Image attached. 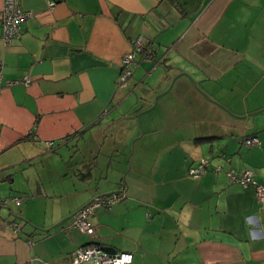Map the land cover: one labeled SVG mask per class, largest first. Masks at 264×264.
Listing matches in <instances>:
<instances>
[{"label": "crops", "instance_id": "crops-1", "mask_svg": "<svg viewBox=\"0 0 264 264\" xmlns=\"http://www.w3.org/2000/svg\"><path fill=\"white\" fill-rule=\"evenodd\" d=\"M20 5L32 13L20 34L5 45L0 29L3 85L27 79L0 91V197L20 201L0 208V264H74L90 242L130 264H264V200L225 175L264 185V112L250 115L264 107V0ZM119 191L90 217L93 235L73 228Z\"/></svg>", "mask_w": 264, "mask_h": 264}, {"label": "built area", "instance_id": "built-area-1", "mask_svg": "<svg viewBox=\"0 0 264 264\" xmlns=\"http://www.w3.org/2000/svg\"><path fill=\"white\" fill-rule=\"evenodd\" d=\"M54 2L49 3L52 8ZM32 13L24 10L20 5V0H2V9L0 17V29L2 31V42L8 45L20 34L21 24L31 17ZM145 38L138 37L132 45V51L125 53L121 58V68L118 74V86L123 87L127 79L131 76L135 64V53L142 52L145 46ZM27 83V79L22 81H7L3 85L2 65L0 63V91L3 86H9L15 83ZM246 147L259 146L260 141L256 137H249L243 141ZM210 167L209 162L205 159L201 160L194 168L189 169V174L193 177H199ZM220 167H216L215 171H219ZM232 183H237L242 187L254 186L258 201L264 200V185L256 183L254 173L251 170L244 169L241 171L229 170L225 173ZM121 191L106 196L99 197L79 209L73 216V228L83 235H93L95 227L90 222V217L94 214L98 207L110 208V206L122 199ZM14 202L16 205L20 203L17 197H0V208L7 206L8 202ZM12 231H18L19 227L13 223ZM72 263L74 264H130L132 255L125 252L108 253L103 247L95 242L76 248L72 254Z\"/></svg>", "mask_w": 264, "mask_h": 264}, {"label": "rangeland", "instance_id": "rangeland-1", "mask_svg": "<svg viewBox=\"0 0 264 264\" xmlns=\"http://www.w3.org/2000/svg\"><path fill=\"white\" fill-rule=\"evenodd\" d=\"M119 88H121V86L119 87ZM128 94V93H127ZM129 94H131V93H129ZM133 95V97H135V95L134 94H132ZM131 96V95H130ZM132 97V96H131ZM208 98V97H207ZM209 99V98H208ZM264 112V110L262 111V112H259L258 114H260V113H263ZM154 114H156V113H158V109L156 108L155 109V111L153 112ZM137 128H138V130H139V136H141L142 134H143V130H142V126H141V123H140V121L139 122H137ZM133 144H134V142L132 143V141H131V143H130V150H129V153L126 155V157H125V159H126V162H128V160H129V155L132 153V151L134 150V146H133Z\"/></svg>", "mask_w": 264, "mask_h": 264}, {"label": "water", "instance_id": "water-1", "mask_svg": "<svg viewBox=\"0 0 264 264\" xmlns=\"http://www.w3.org/2000/svg\"><path fill=\"white\" fill-rule=\"evenodd\" d=\"M263 110H264V107H263L262 109H260L259 111H256V112H254V113H251L250 115H254V114H256V113L262 112ZM97 198H99V197H96L95 199H97ZM103 249H104L106 252H108V253H114V252H115V250H114L113 248H110V247H103Z\"/></svg>", "mask_w": 264, "mask_h": 264}]
</instances>
